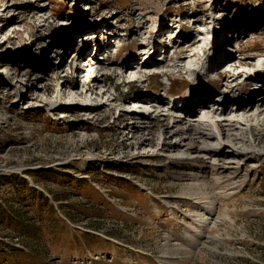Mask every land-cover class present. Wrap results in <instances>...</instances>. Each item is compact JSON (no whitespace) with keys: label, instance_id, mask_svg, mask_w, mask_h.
<instances>
[{"label":"rangeland","instance_id":"rangeland-1","mask_svg":"<svg viewBox=\"0 0 264 264\" xmlns=\"http://www.w3.org/2000/svg\"><path fill=\"white\" fill-rule=\"evenodd\" d=\"M161 24L183 46L151 60ZM121 36L130 39L117 52L111 39ZM90 40L110 44V51L99 46L107 56L94 55ZM182 49L198 55L179 62ZM211 49L209 66L218 69L206 75ZM231 64L246 75L226 78ZM94 78L95 95L78 97ZM248 82H264V0H0V209L15 210L31 227L39 214L49 219L40 246L33 233L20 237L18 224L0 225L2 249L10 258L48 254L56 264H264V159L217 185L229 170L218 176L209 169L216 157L197 151L199 143L188 151L156 121L169 114L187 129L183 113L166 108L168 90L210 93L195 101L196 125L204 114L210 122L242 121L233 99L249 98L237 92ZM138 96L143 107L128 112ZM222 102L232 111L221 116ZM250 104L252 113L261 108ZM138 119H151L148 128L128 127ZM253 129L263 137L255 154L263 155L264 127ZM165 142L180 147L163 153ZM207 144L219 148L216 140ZM225 162L241 168L249 161L235 154ZM51 208L74 232L67 241L54 233ZM25 260L0 264H37Z\"/></svg>","mask_w":264,"mask_h":264},{"label":"bare ground","instance_id":"bare-ground-1","mask_svg":"<svg viewBox=\"0 0 264 264\" xmlns=\"http://www.w3.org/2000/svg\"><path fill=\"white\" fill-rule=\"evenodd\" d=\"M163 29L165 28L164 26L162 27ZM166 29V28H165ZM163 31V30H162ZM164 33V32H162ZM201 41L197 40V42H194V45H196L195 43H200ZM211 44V43H210ZM213 44V43H212ZM37 44H33V46L31 47V50L34 49V47ZM155 45V44H154ZM156 46V45H155ZM149 48V46H146ZM33 48V49H32ZM108 48V47H107ZM106 46L103 48V51L105 49H107ZM209 51H212L209 50ZM207 51V52H209ZM154 53V52H153ZM181 53L187 56H183L181 58H179V62H184L187 59H191V58H195L198 55V52H195L193 50H185L182 49ZM151 66L154 67V63L151 62ZM90 68H92V65H90ZM184 69H186L187 72L194 74L195 71L197 72V70H195L196 68H192V66H188V65H184L183 66ZM124 71H126V68H123ZM237 70V66L235 64H231L230 65V69L227 70L225 77H231V79L233 80H237L239 79L241 76L246 75L245 72H238L235 73ZM140 73V71L138 72ZM254 78H256V75H253ZM119 78H122L123 81L124 79L129 81V82H135L136 79H134V77L132 78V76L130 78H127L126 75L124 76L121 75L119 76ZM252 78V77H251ZM100 80H98V78H94V80H90L88 82L85 83V86L87 87V93L82 92V91H77V96L84 98V97H88V95L94 96L95 92L93 91V87H92V83H99ZM71 87V86H70ZM250 87V83H245V85L243 86V88H245V90H247ZM244 90V91H245ZM171 91L168 90L166 92V94H171ZM194 94H198L202 91L199 92H195L193 91ZM203 93V92H202ZM98 96V95H97ZM176 96H180V94H176ZM90 97V96H89ZM173 97V96H172ZM96 100V98H93ZM138 99H142L141 97H132L130 98L131 101H136ZM144 99V98H143ZM142 99V100H143ZM264 99V97L262 98ZM250 100H253V97H250ZM252 102V101H251ZM251 102H248L247 105H245V103L240 102L241 105L239 106V108L234 112V113H243L242 116L243 118V122L241 120L238 119V116L231 119V118H227V119H222L219 120L217 122H210V121H206L204 119H206L207 115L204 114V116L200 117L201 119L198 120L199 122L196 124L192 123V121H195L193 118L196 117V109H192L194 108V105H186L188 109H192L191 111H186L185 112V118H183V120H187V129H180L178 128V124L179 122L173 121V122H169V114H162L160 113L159 116L157 117L156 121H163L166 124L163 126L164 130H163V136L167 135L169 136V139H172L174 137H179L180 139H182V142H188V144L186 145L188 147V151H193L195 150L193 144L199 143L201 145L200 148H197V151H201L203 153H205L207 156H211V157H216V160L214 163H212L210 165V168L212 171H215L216 174L218 176H221V173L219 171H227L229 170L230 172V176L227 177V179L225 178H218L217 180V185H225L227 186L228 184L232 183L233 181H235L236 179H238V177L240 176V174L249 168V163L250 162H260L262 159H264V154L262 155H256L255 151H257L258 147L260 146V144L262 143V134L253 129V127H264V102L261 103L260 110L258 109L257 112L252 113V105L250 104ZM74 103V102H72ZM88 105H92V100L87 101ZM132 105L136 106L135 108H138L139 106H137V103H133ZM224 107H222V111L219 115H226L229 110H231L228 105H226L225 103L223 104ZM89 107V106H88ZM207 107V106H206ZM59 108H62L59 107ZM151 108L153 110H156V104L154 103ZM73 109V108H72ZM76 109H80V108H75ZM132 108L129 107L127 110H131ZM73 110V111H74ZM139 110V109H138ZM85 111V110H84ZM232 111V110H231ZM213 115H216L217 112L213 111ZM195 115V116H194ZM61 118H67L69 117L68 115L62 113V115H60ZM162 118V119H161ZM152 119V118H151ZM151 119H138V121H134L132 122L128 127L129 128H136L138 131H142L144 128H148V126H146V122H149ZM164 119V120H163ZM145 120H147L145 122ZM256 122V123H253ZM135 124V127L132 126ZM242 124H246L248 125V129H246V131H244L243 129H240L239 126ZM147 130V129H146ZM216 140L219 143V148H210V146H208V142L209 141H213ZM180 147V145L177 142H172L171 144H167L166 142L162 145V151L163 153L169 152L171 150H175L176 148ZM243 148L246 151H238L239 149ZM237 157H241V158H246V161H249L248 163H245L241 168L237 167H225L224 165H233L235 162H225L226 160V156L227 155H235ZM211 157L208 159L210 160ZM210 164V163H208ZM208 169V167H207ZM202 199V198H201ZM204 199V198H203Z\"/></svg>","mask_w":264,"mask_h":264},{"label":"trees","instance_id":"trees-1","mask_svg":"<svg viewBox=\"0 0 264 264\" xmlns=\"http://www.w3.org/2000/svg\"><path fill=\"white\" fill-rule=\"evenodd\" d=\"M133 115H137V114H133ZM32 191L35 192L34 189H32ZM50 213H51V217H53L54 219V223L53 225V230L54 233L56 235V237H60L62 239V241H67L70 238V233L73 234L74 232H72V230L69 229V226L66 222H64V220H62L60 218V216L58 215V213L56 212V210L54 208L50 209ZM38 216V224L36 225V223L34 222V227L28 226L26 225L27 220H24L23 216H18L16 214L15 210H12L10 213L1 210L0 209V225L2 224H7V226L12 227L16 224H18V227L15 229L16 232H18V235L20 237H27L29 236L31 233H33L32 240L36 241V246H40L44 243V238L41 237V234L44 232L43 229L41 228V224L43 222L49 221V219L42 218V214L37 215ZM38 226V227H36ZM82 236H86L87 238H89L90 236L86 233H82ZM40 238V239H39ZM94 237H91L90 239H93ZM76 242L77 243H85L86 239L83 242H80V237H76ZM88 240V239H87ZM4 242V241H1ZM4 243H0V258H2L5 263H9V262H14L17 259H22L25 258L26 262H36L37 264H56L54 263L52 260L49 259L48 254H45L43 256V258L41 256H37V255H32V257H28V254L25 253L24 251H21L20 254H17V258H10L7 254L6 251L4 249H2ZM35 246V247H36ZM89 250V249H88ZM86 249L85 253H88V251Z\"/></svg>","mask_w":264,"mask_h":264}]
</instances>
